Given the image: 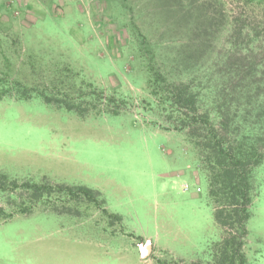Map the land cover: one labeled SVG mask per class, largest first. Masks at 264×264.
Wrapping results in <instances>:
<instances>
[{"label":"rangeland","instance_id":"1","mask_svg":"<svg viewBox=\"0 0 264 264\" xmlns=\"http://www.w3.org/2000/svg\"><path fill=\"white\" fill-rule=\"evenodd\" d=\"M215 3L226 18L210 35L197 15L212 16ZM249 8L241 0H0V83L20 82L90 111L81 117L36 95L0 101V173L8 178L0 190V264L211 260L222 230L202 153L167 121L149 70L193 81L210 108L217 63L231 54V22L263 17ZM81 93L87 98L74 100ZM108 107L121 112L99 113ZM26 182L85 186L101 197L35 202ZM253 186L246 254L264 264V161Z\"/></svg>","mask_w":264,"mask_h":264},{"label":"trees","instance_id":"2","mask_svg":"<svg viewBox=\"0 0 264 264\" xmlns=\"http://www.w3.org/2000/svg\"><path fill=\"white\" fill-rule=\"evenodd\" d=\"M241 2L247 8L251 7L249 9L253 12L254 9L259 10L263 17L241 15L231 22V54L224 63H217L221 66L220 82L210 108L203 106V94L193 81H170L163 73L149 70L148 87L159 105L167 111V121L174 130L185 131L202 153L208 196L214 205V220L222 230L220 240L209 247L211 260L191 264H250L246 254L247 224L252 216L255 170L264 161V0ZM192 4L194 2L190 6ZM205 7L202 5V8ZM211 8L212 16H208L209 11H204L199 12L201 15L198 14L197 18L207 23V31L213 35L224 26L226 17L222 4H212ZM204 13L206 16L203 19ZM139 38L146 44V36L140 33ZM255 43L259 44L254 46ZM199 49L202 56L204 48ZM91 86L88 85L89 88ZM97 94L92 93V96L97 97ZM34 95L41 97L45 104L75 111L81 117L90 112L66 99H57L51 93L27 88L20 82L0 83V101L6 97L29 100ZM87 96L81 93L74 100H85ZM120 112L118 107L99 111L113 115ZM4 181L8 178L0 173L2 191L6 190ZM10 182L8 190H16L17 181ZM22 186L35 202L53 194L63 195L70 201L83 198L93 203L101 197L98 191L85 186L29 182ZM101 202L105 204V200Z\"/></svg>","mask_w":264,"mask_h":264},{"label":"built area","instance_id":"3","mask_svg":"<svg viewBox=\"0 0 264 264\" xmlns=\"http://www.w3.org/2000/svg\"><path fill=\"white\" fill-rule=\"evenodd\" d=\"M184 188H185V190H189V189H190V187H189L188 185H185V187H184ZM197 192H201V189H200V188H198V189H197Z\"/></svg>","mask_w":264,"mask_h":264},{"label":"water","instance_id":"4","mask_svg":"<svg viewBox=\"0 0 264 264\" xmlns=\"http://www.w3.org/2000/svg\"><path fill=\"white\" fill-rule=\"evenodd\" d=\"M149 245H147V247H148ZM143 257H146V255H147V253L146 252H143Z\"/></svg>","mask_w":264,"mask_h":264}]
</instances>
